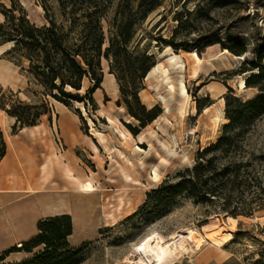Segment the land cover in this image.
Masks as SVG:
<instances>
[{
  "label": "rangeland",
  "instance_id": "1",
  "mask_svg": "<svg viewBox=\"0 0 264 264\" xmlns=\"http://www.w3.org/2000/svg\"><path fill=\"white\" fill-rule=\"evenodd\" d=\"M159 1L161 5L142 19L137 0H92V12L97 9L103 15L104 51L110 45L117 13L123 12L134 27L132 50L155 55L156 65L162 62L167 65V47L179 56V67H171L168 77L157 70L155 77L148 80L147 75L142 81L141 104L148 110L157 107L162 112L155 121L142 129L140 122L129 114L117 77L111 73L113 62L104 56L103 83L93 93L94 104H65L47 95L43 86L34 80L28 60L14 51L13 42L0 40V131L7 150L11 140L41 137L40 133L28 132L26 128L15 132L16 120L4 109L18 100L48 105L49 113L42 117L40 124L54 139L58 155L71 157L75 162L67 165L63 173L53 171L49 177L45 174L44 182L55 185L53 177L59 175L57 182L68 190L71 187L68 182L73 178L78 180L80 173V184L83 186L86 181L85 188L92 189L91 195H82L90 198L80 202L84 212L81 227L92 224V240L79 246L85 245L81 264H136L140 259L136 248L148 236L160 233L170 243L172 233L187 234L191 230L204 238L203 247L197 250L193 244L186 243L189 251L173 256L165 264H255L264 253V210L253 218L239 217L233 222L224 215H210L207 208L182 198L176 207L161 213L148 202V195L167 178L194 167L198 153L221 136L228 123L221 114L226 110L222 99L230 91L238 97L242 78L249 76V72L243 73V64L255 61L264 38V0ZM13 9L15 14L26 15L38 27L49 25L52 19L58 24L65 20L59 0H0L1 24L5 22L7 10ZM71 11L72 7L67 13ZM233 37L244 39L249 45L243 60L227 55V67L218 68L211 60L206 61L215 52L221 55L222 46L218 42L226 43ZM172 45L182 48L177 50ZM186 47L190 51L184 50ZM193 51L202 59L200 66L190 54ZM228 67L233 70L225 73ZM195 69H198L197 76ZM127 77L129 81L132 79V75ZM181 84L186 86L187 97L182 93ZM93 86L86 79L81 94ZM259 93L258 89H250L238 98L247 102ZM117 128L130 131L133 139L126 143ZM136 128L134 134L132 130ZM96 132L104 134L105 142L96 137ZM243 143L249 153H264V116L254 120L253 132ZM138 146L142 152L136 150ZM121 152L137 163L139 175L133 174ZM156 168L161 174L154 181L151 174ZM49 195L53 197L51 191ZM65 200L69 201L67 197ZM146 204L149 205L142 212ZM96 227L103 230L95 231ZM28 257L13 254L8 263Z\"/></svg>",
  "mask_w": 264,
  "mask_h": 264
},
{
  "label": "trees",
  "instance_id": "2",
  "mask_svg": "<svg viewBox=\"0 0 264 264\" xmlns=\"http://www.w3.org/2000/svg\"><path fill=\"white\" fill-rule=\"evenodd\" d=\"M137 1L142 19L161 5L159 0ZM59 3L64 11V22L58 24L52 19L49 25L42 27L31 23L26 15L15 14V9L7 10L5 22L0 23V40L13 42L14 51L28 60L29 73L34 80L43 86L47 95L65 104H94L93 93L103 83L102 57L111 60V73L117 77L129 114L140 122L142 129L146 128L162 114L157 107L148 110L139 96L143 79L156 66L155 55L130 48L134 27L125 13H117L110 45L104 51L103 15L97 9L92 12V0H59ZM70 7L72 11L67 13ZM218 43L223 50L238 57L249 52L244 39L233 37L226 43ZM172 46L177 50L182 48ZM184 50L190 51L188 47ZM243 67V73L249 72L246 87L258 89L259 95L245 102L230 91L225 98L228 123L216 143L198 153L194 167L167 178L148 195V202L161 213L176 207L182 198L207 208L210 215L236 219L253 218L264 210V153H249L243 143L253 132L254 120L264 116V38L255 61L245 62ZM128 75H132L130 81ZM86 79L94 86L82 95ZM4 110L16 120L15 132L38 126L49 113L45 102L30 104L20 100ZM136 130H132L134 134ZM0 139V159H3L7 144L1 131ZM37 228L36 236L4 251L0 264H81L85 245L73 247L69 242L74 233L72 216L44 218ZM13 254L29 257L8 263ZM255 264H264V253Z\"/></svg>",
  "mask_w": 264,
  "mask_h": 264
},
{
  "label": "crops",
  "instance_id": "3",
  "mask_svg": "<svg viewBox=\"0 0 264 264\" xmlns=\"http://www.w3.org/2000/svg\"><path fill=\"white\" fill-rule=\"evenodd\" d=\"M215 53V56L206 58V61L211 60L212 65L216 68L227 67L225 61L228 58L227 55H222V52L221 55L218 52ZM231 64L229 63L228 66L231 67ZM229 67L224 71L225 73L233 70ZM42 126L43 124L26 128L28 132L40 133L41 137L16 139L8 142L7 154L1 161L0 224L4 229L1 234L2 240L8 243L11 239L10 236H23L18 243L31 239L38 233V222L44 218L52 217L51 211L61 207L73 218L74 233L69 242L71 246L79 247L92 240V224L85 228H82L80 224V218L84 214L80 202L90 198L82 197V195H91L92 189L85 188L86 181L83 182V186L80 184V179H82L80 173L78 180L73 178L68 182L71 183L68 190H65L63 184L57 182L58 179L60 180L59 175L53 177L55 185L51 186L49 182V186L44 182L45 174L49 177L53 175V171L63 173L66 171L67 165H74L75 161L71 157L68 159L63 154L58 155L54 139L50 137L47 128H42ZM50 191L53 193V197L48 196ZM66 197L69 201L65 200ZM22 202H24V206ZM53 202L55 204H51ZM98 230L103 229L96 227L95 231ZM9 247L4 244L0 247V253Z\"/></svg>",
  "mask_w": 264,
  "mask_h": 264
},
{
  "label": "bare ground",
  "instance_id": "4",
  "mask_svg": "<svg viewBox=\"0 0 264 264\" xmlns=\"http://www.w3.org/2000/svg\"><path fill=\"white\" fill-rule=\"evenodd\" d=\"M171 48L167 47L166 48V52L168 53L167 55V65H165V63H160L159 65H156L154 67V69L152 71H150L147 75H148V80L151 79L152 77H155L156 75V71L160 70V73L162 75H164L165 77H168L170 75V68L172 67H179V61L178 58L179 56L175 53L170 52ZM193 58L195 59V63L197 66H200V64L202 63V59L200 58V56L198 55L197 52H191L190 53ZM222 55H233L230 53L229 50L225 49L222 51ZM233 58L235 60H243L244 56L238 57L233 55ZM194 75H198V69H195L194 71ZM171 91L174 89L173 86L170 87ZM181 89H182V93H184V95L187 97L188 93L186 90V86L185 84H181ZM248 91H250V89H248L246 87V78H242L240 85H239V91L237 96L238 97H242L243 95H245ZM222 103L223 105L226 104V101L224 99H222ZM222 116L225 118L226 121H228L226 119L225 116V109H223L221 111ZM109 122L111 124H114L113 119L109 118ZM118 132L120 133V137L125 140L126 143H128L129 139H133L132 133L130 131H126L124 132L123 130H121L120 128H117ZM96 137H100L104 142H105V138H104V134L101 132H96ZM136 150H138L139 152H142V148H140L139 146L136 147ZM121 157L123 159H126L129 168L132 170L134 175H139V168L138 165L135 161L128 159L123 152H121ZM165 163L168 162L166 159H162ZM161 171L159 168H156L154 170V173L151 174V180H158L160 177ZM23 201V200H22ZM22 205L24 206V202H22ZM52 217L54 216H61V215H70L69 213L65 212L64 209H62L61 207L53 209L51 211ZM231 221L236 222L237 219L233 218V217H228ZM35 225V223H34ZM4 229L3 226L0 224V247L4 246V244H6V246H10L8 249H10L13 246H20L22 244L18 243L20 238H22L23 236H10L11 239L8 243H5L2 239L3 237L1 236V234L3 233ZM27 236V235H24ZM231 236V235H230ZM232 237V236H231ZM213 238V237H212ZM214 241L218 242V240L213 239ZM204 238L197 236V233L194 230H191L190 232H188L187 234H183V233H178V232H174L172 233V242H167L165 240V237L160 234V233H154L150 236H148L147 238H145L136 248V253H138V255L140 256V259L138 262H136V264H165L166 262H168L169 260L173 259V256L178 255L179 253H183V252H188L189 248H187L186 243H191L195 246V248L197 250L201 249L203 247L204 244Z\"/></svg>",
  "mask_w": 264,
  "mask_h": 264
}]
</instances>
